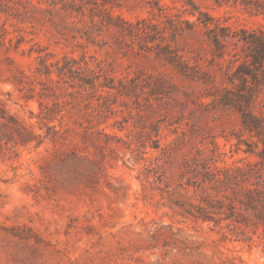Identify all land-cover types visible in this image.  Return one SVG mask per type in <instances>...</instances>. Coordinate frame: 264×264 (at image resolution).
Instances as JSON below:
<instances>
[{"label":"rangeland","instance_id":"rangeland-1","mask_svg":"<svg viewBox=\"0 0 264 264\" xmlns=\"http://www.w3.org/2000/svg\"><path fill=\"white\" fill-rule=\"evenodd\" d=\"M149 1L131 0L115 11L131 21L151 17ZM174 1L181 5L160 3ZM195 1L223 28L200 24L169 40L175 63H188L189 74L158 57L155 43L111 35L116 49L86 50L104 60L126 93L114 90L93 102L88 93L79 104L58 82L57 96L44 101L63 109L64 143L0 141V264H264V185L249 172L219 180L230 166L263 169L257 137L227 99L240 92L230 82L248 51L240 39L264 28V0ZM15 5L20 10L1 20L8 17L13 41L0 42V103L39 133L42 98L32 91L37 49L76 57L82 49L57 45L47 27L32 23V0ZM216 33L229 34L223 57ZM249 86L257 92L253 111L264 119V84ZM59 117L53 123L60 128ZM76 150L104 164L96 186L87 187L62 160ZM248 190L263 202L242 205ZM208 194L239 205L212 220L184 212L205 204Z\"/></svg>","mask_w":264,"mask_h":264},{"label":"trees","instance_id":"trees-1","mask_svg":"<svg viewBox=\"0 0 264 264\" xmlns=\"http://www.w3.org/2000/svg\"><path fill=\"white\" fill-rule=\"evenodd\" d=\"M131 0H32V23H38L47 27L51 37L57 45L63 47L81 48L79 57L64 52L61 56L54 51H48L47 47L37 49L39 64L32 74V91L42 98L40 100V112L36 114L37 124L42 132L37 133L33 128L29 129L21 120L9 114L0 103V141L12 143L14 146L34 143L39 147L49 140L53 148L64 143L68 128L63 113V109H57L47 99H54L57 96L58 82H64L65 93L71 94L78 103L88 100V93L91 95L90 102L94 98L100 99L113 93L116 90L120 94L127 91L116 83L117 78L109 73L104 60L99 59L94 54H90L86 49H105L108 52L116 49L117 41L110 38L111 35L125 37H143L145 42H152L159 48L156 51L158 57H163L168 63L175 64L176 68L184 74H189L191 66L188 63H175L170 39H176L185 31H194L197 25L202 24L208 30L214 31L221 27L219 19L204 12L195 0H180L179 6L174 1L173 5L161 4L160 0L149 1L152 7L151 17L138 18L131 21L122 13L115 11ZM28 0H0V29L3 31L0 42H6L9 30L6 26L7 18L1 22L3 14H10L12 9L20 10L16 3H25ZM185 13L196 16V20L185 17ZM213 37L215 44L220 50L219 56H225L224 40L229 36L227 33H216ZM10 43L13 37L7 38ZM243 40L248 45L241 63L235 65L230 82L240 91L235 92L233 97H228L242 116L243 126L252 135L257 137L255 141L259 148L257 154L260 157L259 163L263 169L257 173L250 170L251 167L230 166L227 168L226 177H220V181L228 182L234 172L248 173L255 176L258 185H264V119L257 116L253 111V102L257 92L252 89L250 83L256 85L264 84V28L253 29L248 36H243ZM57 74V78L53 75ZM236 79L239 83H236ZM123 83L122 80H118ZM21 84H24L21 79ZM37 84H40L37 90ZM25 86V85H24ZM69 87L74 88L69 91ZM244 91V92H243ZM87 98V99H86ZM55 105V103H54ZM60 115V128L53 123ZM262 144V145H261ZM51 151L50 149H47ZM64 163L72 164V170L84 181L87 187L96 186V182L106 175L104 164L89 155L72 151L63 157ZM234 171V172H233ZM260 193V191H257ZM227 196V195H226ZM228 197V196H227ZM229 202L218 195L208 194L203 198V203L192 204L193 208H184L196 219L212 220L213 213H225L229 217L226 208L232 209L239 205L237 199L229 196ZM241 204L249 206L257 202H263L256 197L253 190L246 192V199H239ZM264 204V203H263ZM185 206V205H184Z\"/></svg>","mask_w":264,"mask_h":264}]
</instances>
